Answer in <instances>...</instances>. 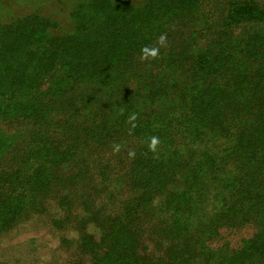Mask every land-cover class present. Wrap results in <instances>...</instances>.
Here are the masks:
<instances>
[{"label": "trees", "instance_id": "trees-1", "mask_svg": "<svg viewBox=\"0 0 264 264\" xmlns=\"http://www.w3.org/2000/svg\"><path fill=\"white\" fill-rule=\"evenodd\" d=\"M49 1L66 22L0 20V238L47 221L69 264H264V1Z\"/></svg>", "mask_w": 264, "mask_h": 264}, {"label": "rangeland", "instance_id": "rangeland-1", "mask_svg": "<svg viewBox=\"0 0 264 264\" xmlns=\"http://www.w3.org/2000/svg\"><path fill=\"white\" fill-rule=\"evenodd\" d=\"M69 7V3L49 0H0V20L14 14L40 11L66 22ZM260 28L264 30V24ZM59 231L51 229L47 221L22 224L14 232L0 238V264H69L72 260H81L76 242H72L78 238L74 228H66L64 233ZM254 234L255 229L251 225L225 230L214 247L227 244L232 249H239ZM64 238L69 240V244L63 243Z\"/></svg>", "mask_w": 264, "mask_h": 264}, {"label": "clouds", "instance_id": "clouds-1", "mask_svg": "<svg viewBox=\"0 0 264 264\" xmlns=\"http://www.w3.org/2000/svg\"><path fill=\"white\" fill-rule=\"evenodd\" d=\"M160 41H161V43H163L164 37H161ZM143 52H144L145 58H147L148 55L155 56L157 54V50H155V49L151 50V52H150L149 49L145 48V49H143ZM157 143H158V141L155 138H153V140L150 144V148L152 150H155Z\"/></svg>", "mask_w": 264, "mask_h": 264}]
</instances>
